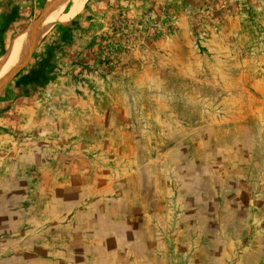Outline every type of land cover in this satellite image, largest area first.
I'll use <instances>...</instances> for the list:
<instances>
[{
    "label": "rangeland",
    "instance_id": "obj_1",
    "mask_svg": "<svg viewBox=\"0 0 264 264\" xmlns=\"http://www.w3.org/2000/svg\"><path fill=\"white\" fill-rule=\"evenodd\" d=\"M0 264H264V0H62L0 92Z\"/></svg>",
    "mask_w": 264,
    "mask_h": 264
},
{
    "label": "bare ground",
    "instance_id": "obj_2",
    "mask_svg": "<svg viewBox=\"0 0 264 264\" xmlns=\"http://www.w3.org/2000/svg\"><path fill=\"white\" fill-rule=\"evenodd\" d=\"M62 0H47L42 15L24 34L14 39L10 50L0 58V92L6 81L22 66L32 48L40 42L55 22ZM60 12V11H59Z\"/></svg>",
    "mask_w": 264,
    "mask_h": 264
},
{
    "label": "trees",
    "instance_id": "obj_3",
    "mask_svg": "<svg viewBox=\"0 0 264 264\" xmlns=\"http://www.w3.org/2000/svg\"><path fill=\"white\" fill-rule=\"evenodd\" d=\"M72 35H73L72 28L71 27L65 28V30H63V34H62L63 41L71 40L72 39ZM41 64H42V66L46 65L45 59L42 60ZM14 78H15V76L13 77V80H14ZM17 86H23V85L22 84H17Z\"/></svg>",
    "mask_w": 264,
    "mask_h": 264
}]
</instances>
